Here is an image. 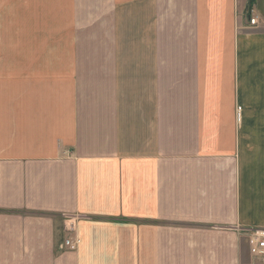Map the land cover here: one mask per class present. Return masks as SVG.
I'll return each mask as SVG.
<instances>
[{"label": "crops", "instance_id": "0c3cea01", "mask_svg": "<svg viewBox=\"0 0 264 264\" xmlns=\"http://www.w3.org/2000/svg\"><path fill=\"white\" fill-rule=\"evenodd\" d=\"M255 229L264 0H0V264H258Z\"/></svg>", "mask_w": 264, "mask_h": 264}, {"label": "built area", "instance_id": "2783aa9c", "mask_svg": "<svg viewBox=\"0 0 264 264\" xmlns=\"http://www.w3.org/2000/svg\"><path fill=\"white\" fill-rule=\"evenodd\" d=\"M249 22L252 26L256 25V19L251 15L249 17ZM250 238V254L253 256L254 260L258 264H264V229H255L249 232ZM77 240L75 236L70 237L65 240V242L60 246V250H69L77 246Z\"/></svg>", "mask_w": 264, "mask_h": 264}, {"label": "rangeland", "instance_id": "374dc122", "mask_svg": "<svg viewBox=\"0 0 264 264\" xmlns=\"http://www.w3.org/2000/svg\"><path fill=\"white\" fill-rule=\"evenodd\" d=\"M249 13V12H248ZM92 35L94 36V33H92ZM90 43H88V45H89ZM76 237V240H77V242H76V244H77V246H79L80 245V239H79V237L76 235L75 236ZM59 249H60V247H59Z\"/></svg>", "mask_w": 264, "mask_h": 264}, {"label": "bare ground", "instance_id": "6f19581e", "mask_svg": "<svg viewBox=\"0 0 264 264\" xmlns=\"http://www.w3.org/2000/svg\"><path fill=\"white\" fill-rule=\"evenodd\" d=\"M240 111V110H239Z\"/></svg>", "mask_w": 264, "mask_h": 264}]
</instances>
